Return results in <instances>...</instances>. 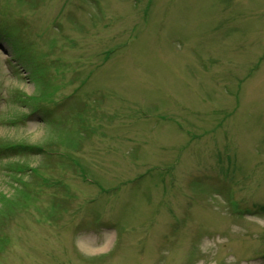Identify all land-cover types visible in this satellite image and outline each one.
Here are the masks:
<instances>
[{
	"label": "rangeland",
	"instance_id": "rangeland-1",
	"mask_svg": "<svg viewBox=\"0 0 264 264\" xmlns=\"http://www.w3.org/2000/svg\"><path fill=\"white\" fill-rule=\"evenodd\" d=\"M0 264H264V0H0Z\"/></svg>",
	"mask_w": 264,
	"mask_h": 264
}]
</instances>
